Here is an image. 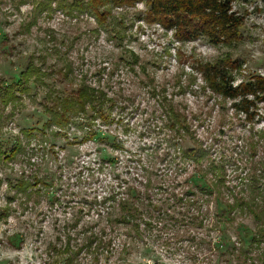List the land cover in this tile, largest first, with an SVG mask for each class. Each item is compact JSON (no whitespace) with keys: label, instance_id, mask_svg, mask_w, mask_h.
<instances>
[{"label":"rangeland","instance_id":"374dc122","mask_svg":"<svg viewBox=\"0 0 264 264\" xmlns=\"http://www.w3.org/2000/svg\"><path fill=\"white\" fill-rule=\"evenodd\" d=\"M67 1L74 0H0V84L17 83L30 58L42 74L20 101H0V264H215L216 253L209 254L205 242L219 236V228L231 246L241 240L246 247L257 231L254 219L247 212L231 219L226 205L248 195L249 175L264 182V111L248 123L230 101L207 90L195 68L229 58L240 65L236 83L264 77V0L233 5L244 21L242 41L231 47L179 44L144 21L142 4L112 10L100 27L60 3ZM84 87L107 98L112 121L98 128L118 142L117 149L111 139L81 141L74 128L57 137L40 134L45 97L52 101ZM183 115L184 147L200 148L205 179L223 183V194L208 207L222 223L205 225L209 233L190 227L178 206L176 223L143 219L134 227H112L106 216L111 198L126 188L142 191L138 182L147 166L160 171L165 188L169 179L177 193L191 187L185 183L193 170L167 142L175 134L169 118ZM26 129L35 137L24 153L1 159ZM34 178L46 186L33 187ZM22 181L32 186L29 198L14 188Z\"/></svg>","mask_w":264,"mask_h":264},{"label":"trees","instance_id":"16d2710c","mask_svg":"<svg viewBox=\"0 0 264 264\" xmlns=\"http://www.w3.org/2000/svg\"><path fill=\"white\" fill-rule=\"evenodd\" d=\"M67 2L60 3L78 15L83 14L97 19L100 27L110 18L112 10L134 8L142 4L145 8L144 21L170 33L174 41L179 44L202 40L212 47H231L242 41L241 28L244 21V17L233 10V5L236 2H247V0H74ZM40 6H43V2ZM48 10H51L50 6ZM40 68L41 65H37L30 58L25 69L21 71L17 83L0 84V101L9 103V105L20 101L21 97L28 93L30 82L41 78ZM239 68L238 62L229 58H221L215 62L199 63L195 70L210 93L230 101L235 112L242 114L248 123H253L256 118L260 117V110L264 111L260 109V106L264 105V77L256 75L236 83L233 73ZM106 99L103 92L88 90L87 87L71 92L69 96L57 97L52 101L51 96L45 97V105L42 108L46 122L40 134L44 139L47 133L52 137H57L62 131L74 128L82 134L81 141L110 140L111 136L102 133L98 128L100 125L108 126L112 121L106 111L108 105ZM164 117L167 121L166 116ZM169 120L167 127L175 134L172 140H167V142L173 141L174 146L172 147H178L177 155L183 162L190 165L191 172L193 170L185 183L186 186L191 185V187L177 193L173 186L174 182L169 179L168 186L165 188L161 182L160 171L155 169L153 172V166H147L142 170L145 173L142 176L143 182H138L142 191L126 188L123 192L121 190L120 193L114 195L121 196V199L111 198L112 205L108 207L111 213H106V216L112 227H134L137 221L141 222L143 219L148 220V224L155 223L161 226L164 221H166L164 226L169 225L170 222L176 223L177 213L174 210L178 206L189 215L186 222L190 227L200 228L209 233L212 230L204 227L205 225L215 228V221L219 225L222 223V217L216 213L211 215L208 207L210 202L214 201L215 196L221 195L219 186L223 183L218 182L217 179L211 180L212 183L207 182L208 179L201 169L203 151L200 148L184 147V137L188 134L187 118L184 115L171 116ZM34 132L33 129L22 130L21 134L16 137L13 147L8 152L2 153L1 159L8 160L13 156L16 158L15 156L19 153H24L25 146L35 137ZM110 143L113 149L119 146L114 139H111ZM0 144L2 145L1 139ZM105 161L113 162L112 160ZM198 176L201 179L200 182L197 180ZM36 179L38 178L32 180L33 187L40 183L46 186V181L37 182ZM31 185L28 181H22L14 188L17 193L29 198L33 195ZM245 187L248 195L245 194L241 199H232V204L226 205L228 215L231 219H235L237 213H249L254 219L257 231L252 234L246 247L241 240L238 241L237 246H231L223 238V233L219 228V236L214 239L209 237L210 239L205 242L209 249L208 253H216L215 264H247V262L264 264V182L257 176L249 175ZM35 191L38 192L39 189ZM95 203H93L94 206L99 207L106 203V199Z\"/></svg>","mask_w":264,"mask_h":264}]
</instances>
